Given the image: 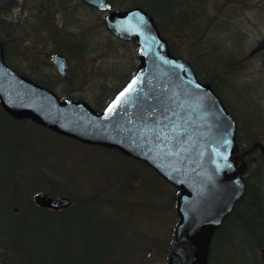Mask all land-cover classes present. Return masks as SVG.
I'll list each match as a JSON object with an SVG mask.
<instances>
[{"label": "rangeland", "instance_id": "374dc122", "mask_svg": "<svg viewBox=\"0 0 264 264\" xmlns=\"http://www.w3.org/2000/svg\"><path fill=\"white\" fill-rule=\"evenodd\" d=\"M37 1L27 5L33 13L23 14L17 40L3 47L10 58L6 63L42 85L46 82L62 97L101 109L135 70L136 39H119L105 25L107 12L80 0ZM139 1L144 7L133 4ZM160 1L167 6V0ZM110 2L120 10L140 6L149 11L170 52L211 83L234 114L248 148L240 151L248 153L244 176L257 175L258 154H264L251 148L255 141L264 143V48L252 50L264 38V0H171V8L177 3L174 23L168 15L151 12L148 0ZM179 16H194L197 28L179 24ZM57 52L68 59L63 79L52 62ZM232 57L235 61L225 62ZM28 178L32 180L18 190L16 200L39 207L33 195L44 191L68 197L72 210L56 218L45 214L30 225L21 218L7 219L1 209L12 206L13 182ZM177 195L178 188L145 162L53 131L29 117L12 118L0 103V227L14 226L17 237L30 242L23 253L0 243L5 264H27L28 252L32 264H168L179 220ZM18 207L12 206L16 213ZM220 242L212 264H226Z\"/></svg>", "mask_w": 264, "mask_h": 264}, {"label": "water", "instance_id": "95a60500", "mask_svg": "<svg viewBox=\"0 0 264 264\" xmlns=\"http://www.w3.org/2000/svg\"><path fill=\"white\" fill-rule=\"evenodd\" d=\"M15 1L0 0V9ZM85 1L108 10L105 25L118 38L136 39L139 62L127 83L96 111L84 100L61 98L19 73L5 62L0 40V103L15 118L29 117L80 141L117 147L149 164L179 189V220L168 264H208L215 230L247 187L246 152H240L235 117L211 83L201 81L189 61L170 52L149 11L140 6L113 9L109 0ZM262 48L264 38L252 52ZM53 63L59 77H66V56L55 53ZM256 147L264 154V143L255 141ZM34 200L56 210L72 202L44 191L35 193Z\"/></svg>", "mask_w": 264, "mask_h": 264}, {"label": "trees", "instance_id": "16d2710c", "mask_svg": "<svg viewBox=\"0 0 264 264\" xmlns=\"http://www.w3.org/2000/svg\"><path fill=\"white\" fill-rule=\"evenodd\" d=\"M133 4L142 5V7H144L145 3L139 1L134 2ZM157 4L161 7V9L163 8L162 10L164 12H159V8L154 7L153 5L151 7V12L152 10L156 11L160 16L168 15L169 21L174 23V18L176 17L174 11L177 9V3H174V8L171 10L168 9V3V8H166L167 10H165V7L167 6L162 7L161 1L158 0ZM169 13H172V15L169 16ZM178 19L179 24H186L192 29L197 28L198 20L194 16H179ZM4 24L6 25L5 19L0 18V29L5 27ZM0 37L4 42H6L5 32L1 30ZM231 60L235 61V58L232 57L230 59H226L225 62H232ZM43 84L50 87L46 82H44ZM103 105L105 106L106 104ZM240 136L237 131V140L241 146V149H248L241 142ZM260 158H263V160ZM258 159L259 166L257 168L256 174L260 175V180L257 182V184H251L250 178L247 177V189L244 196L237 202L233 212L224 219L223 224L218 229H216L213 234L208 254V264H212L216 256L215 246L218 240L221 241L220 243L222 244L224 253L227 252V256L225 259L226 264H264V259L260 255H258L260 254V249L264 247V200L262 201V204L256 202L258 199L264 198V155L258 154ZM31 180L32 178H28L26 182H13V193L10 196L12 198L14 197V200H11V202L12 206L14 204L19 205V212L16 213L13 210L12 206L3 207L1 209V213L5 215L7 219L21 218V220L26 221L27 224L30 225L34 223V219L40 220L45 214L51 215L52 218H56V216H58L60 213L72 210L69 209L70 207L62 209L61 212H58L54 209L42 208L37 206L33 208V202L31 201L22 202V199L20 201L16 200L15 197L18 190L21 188L23 190V188L28 185V181ZM37 180L38 182H42L41 176L37 177ZM24 196L25 195H23L22 198H24ZM30 212L34 213L32 215V218L28 217V214ZM221 237H223V241ZM27 240L28 239L23 240L20 234L17 237L14 231V226L11 227V225H9L0 227V243L6 244L7 247L15 249V252L19 251L20 253H23V248H26V245L30 244V242H27ZM30 254L31 253L29 252L27 254H24L28 257L29 260L27 264H32L31 262L33 259L29 258ZM31 256L33 255L31 254Z\"/></svg>", "mask_w": 264, "mask_h": 264}, {"label": "flooded vegetation", "instance_id": "af4514ba", "mask_svg": "<svg viewBox=\"0 0 264 264\" xmlns=\"http://www.w3.org/2000/svg\"><path fill=\"white\" fill-rule=\"evenodd\" d=\"M29 1L30 0H24V1L23 0H16L15 4H13L11 6H8V7L4 8V9H0V18H2L1 16H4L5 23H6V26L3 29L4 32H5V35H6V38H5L6 42H4L2 40L3 43H4V46H5V43L7 44L8 40L9 41H13L14 39L17 40L16 34L19 33V32H22L23 27H22L21 18L23 16V14H25L27 12L33 13V12L29 11L30 7L27 6V5H29L30 3L31 4H36V3H38V1L37 0H32L30 2ZM48 1H51V3L52 2H57V0H48ZM80 1L83 4H85V5H87V6L91 7V8L98 9L95 6L90 5L85 0H80ZM110 1H112V0H110ZM69 9L72 11V8H69ZM44 11H46L45 8L41 10L42 13H44ZM105 11L108 12V10H105ZM6 47H5V49H6ZM53 55H52V62H53ZM4 56H5L6 62H9L10 58L7 56V51H6V53L4 52Z\"/></svg>", "mask_w": 264, "mask_h": 264}, {"label": "bare ground", "instance_id": "6f19581e", "mask_svg": "<svg viewBox=\"0 0 264 264\" xmlns=\"http://www.w3.org/2000/svg\"><path fill=\"white\" fill-rule=\"evenodd\" d=\"M149 1V0H148ZM160 1V0H159ZM150 2V1H149ZM151 2H152V5L154 6V7H157V8H159V12H164L162 9H161V7L157 4L158 3V0H151ZM167 3H168V5H169V10H171V9H173V8H171V0H167ZM260 180V175H254L253 177H251L250 178V183L251 184H254V183H256L257 184V182ZM245 181H246V184H247V177H245ZM254 198V197H253ZM255 199V198H254ZM264 200V198H261V199H258L256 202H258L259 204H262V201Z\"/></svg>", "mask_w": 264, "mask_h": 264}, {"label": "snow or ice", "instance_id": "6c2138e0", "mask_svg": "<svg viewBox=\"0 0 264 264\" xmlns=\"http://www.w3.org/2000/svg\"><path fill=\"white\" fill-rule=\"evenodd\" d=\"M121 95H123V93Z\"/></svg>", "mask_w": 264, "mask_h": 264}]
</instances>
